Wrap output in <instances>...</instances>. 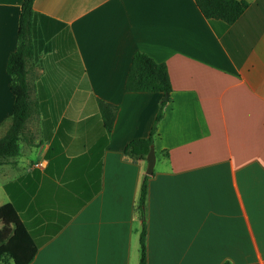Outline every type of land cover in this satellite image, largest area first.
I'll list each match as a JSON object with an SVG mask.
<instances>
[{
  "label": "crops",
  "instance_id": "1",
  "mask_svg": "<svg viewBox=\"0 0 264 264\" xmlns=\"http://www.w3.org/2000/svg\"><path fill=\"white\" fill-rule=\"evenodd\" d=\"M22 1L0 0V129ZM245 1L233 23L195 0L33 1L36 110L0 164V206L35 249L27 264H139L143 220L145 264H264V0ZM137 51L166 65L165 100L125 90ZM98 98L117 107L110 132ZM162 101L147 174L124 147L149 136Z\"/></svg>",
  "mask_w": 264,
  "mask_h": 264
},
{
  "label": "trees",
  "instance_id": "2",
  "mask_svg": "<svg viewBox=\"0 0 264 264\" xmlns=\"http://www.w3.org/2000/svg\"><path fill=\"white\" fill-rule=\"evenodd\" d=\"M33 1L23 0L18 16V41L15 50L10 52L6 61V71L10 75V90L14 99L11 121L4 134L0 137V164L8 156L19 153L18 140L23 132L26 121L32 113V101L29 95V84L26 78V59L34 52L32 37ZM197 6L207 18H219L233 23L247 6L245 0H195ZM124 88L126 91H158L168 98L171 84L167 67L163 62L154 60L142 51L134 53L131 59ZM99 113L107 132L111 131L117 107L102 99H97ZM164 101L159 105L149 136L131 140L124 147L130 157H144L153 143V133L162 116ZM146 177L141 184L138 207L144 214L146 196ZM0 264H27L34 256L35 249H26L24 244H32L27 232L10 203L0 206ZM145 222L139 234V264H145Z\"/></svg>",
  "mask_w": 264,
  "mask_h": 264
},
{
  "label": "water",
  "instance_id": "3",
  "mask_svg": "<svg viewBox=\"0 0 264 264\" xmlns=\"http://www.w3.org/2000/svg\"><path fill=\"white\" fill-rule=\"evenodd\" d=\"M166 99V96L163 97V100ZM155 163V151L153 145H150L149 150L146 154V173L150 174L153 170Z\"/></svg>",
  "mask_w": 264,
  "mask_h": 264
},
{
  "label": "rangeland",
  "instance_id": "4",
  "mask_svg": "<svg viewBox=\"0 0 264 264\" xmlns=\"http://www.w3.org/2000/svg\"><path fill=\"white\" fill-rule=\"evenodd\" d=\"M44 49H46L45 47H44ZM38 52H40V54H42V52H41V48L40 49H38ZM70 54H72V53H70ZM50 96V95H49ZM52 97L50 98V99H52V100H57V97H58V95H55L54 96V99H53V95H51ZM30 100L32 101V113H34L35 112V102H36V99H35V94H33V93H30ZM8 120V119H7ZM10 120V119H9ZM9 122V121H8ZM6 129H7V127H1V129H0V137L4 134V132L6 131Z\"/></svg>",
  "mask_w": 264,
  "mask_h": 264
}]
</instances>
